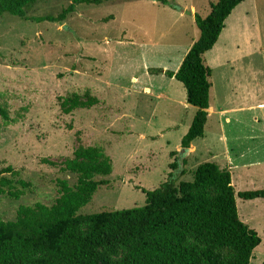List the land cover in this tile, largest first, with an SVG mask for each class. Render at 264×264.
I'll list each match as a JSON object with an SVG mask.
<instances>
[{
    "label": "rangeland",
    "instance_id": "rangeland-1",
    "mask_svg": "<svg viewBox=\"0 0 264 264\" xmlns=\"http://www.w3.org/2000/svg\"><path fill=\"white\" fill-rule=\"evenodd\" d=\"M216 1L101 0L77 4L63 22L0 18V106L9 115L0 116V170L9 166L17 175L6 176L31 183L18 199L0 197V219L14 220L36 202L56 204L59 181L76 184L61 167L78 148L102 147L112 161L83 215L144 205V190L167 180L176 159H186L178 178L187 181L200 163L215 162L231 171L238 216L260 238L248 264H262L264 199L237 193L264 189V0L235 8L236 24L222 40L232 51L226 82L213 50L205 53L210 107L204 136L187 150L181 140L197 109L164 73L178 68L197 39L194 14L206 16ZM71 2L37 0L29 15H57ZM164 90L175 100L159 96Z\"/></svg>",
    "mask_w": 264,
    "mask_h": 264
},
{
    "label": "trees",
    "instance_id": "trees-1",
    "mask_svg": "<svg viewBox=\"0 0 264 264\" xmlns=\"http://www.w3.org/2000/svg\"><path fill=\"white\" fill-rule=\"evenodd\" d=\"M36 1L0 0V18L63 22L77 4L101 3L72 0L57 15H29ZM243 1L217 0L210 3L206 16L195 13L197 39L176 72L164 71L184 86L187 103L197 109L181 140L184 150L204 136L208 117L212 71L204 55L217 42L232 10ZM70 100L71 108H77V95ZM0 116L9 121L6 107L0 106ZM186 162L176 159L171 169L177 173L172 170L156 189L144 190V205L83 215L79 210L105 183L97 177L111 174L112 161L102 147L76 149L61 167L77 177L76 184L71 187L60 180L56 204L36 202L20 208L14 220L0 219V264H248L260 238L238 216L231 171L205 161L192 171L191 180H180ZM6 173L17 175L9 166L0 170V197L18 199L24 189H30V182L14 180ZM237 195L243 200L264 199V189Z\"/></svg>",
    "mask_w": 264,
    "mask_h": 264
},
{
    "label": "crops",
    "instance_id": "crops-1",
    "mask_svg": "<svg viewBox=\"0 0 264 264\" xmlns=\"http://www.w3.org/2000/svg\"><path fill=\"white\" fill-rule=\"evenodd\" d=\"M235 8L232 10L231 14L225 20L224 28L221 31V34H220L217 42L215 43V45L212 48V50L214 52L213 59H214L215 68H217L218 71H219V69H224V71L222 73V76H223L222 78H224L225 82L227 81L226 77L230 76V72H228L227 70L233 71V69H232L233 62H232V59L230 58V55L232 54V51L230 52V54H228L229 53L228 42L227 41L222 42V40H223V37L225 36V33H227V31L229 30L228 29L229 26H230V28L233 29L234 25L236 24V21H235L236 19H231L233 14H234V12H235ZM240 20L238 19L237 23H240V25H241V21ZM248 37H249V35H248V33H246L244 40L247 41ZM189 47H188V49H189ZM188 49H187V51H188ZM187 51L185 52V54L187 53ZM182 60H183V58H182ZM182 60H181V62H182ZM181 62H180V64H181ZM179 65H178V67H179ZM177 69L178 68H176L174 70V72H176ZM173 80H176V79L174 77H170L169 81L171 83L173 82ZM143 89L146 90L147 92L151 91L150 88L146 87V86ZM174 93L175 92H172V91L169 92V90H164V91H159V96H167V98H169L171 100H175V94Z\"/></svg>",
    "mask_w": 264,
    "mask_h": 264
}]
</instances>
